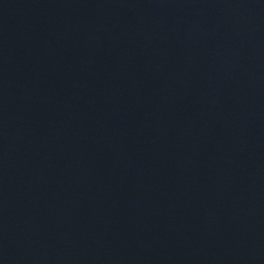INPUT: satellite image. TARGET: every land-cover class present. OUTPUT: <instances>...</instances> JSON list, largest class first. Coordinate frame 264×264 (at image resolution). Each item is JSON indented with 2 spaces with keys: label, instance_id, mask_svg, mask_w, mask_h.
<instances>
[{
  "label": "water",
  "instance_id": "water-1",
  "mask_svg": "<svg viewBox=\"0 0 264 264\" xmlns=\"http://www.w3.org/2000/svg\"><path fill=\"white\" fill-rule=\"evenodd\" d=\"M0 264H264V0H0Z\"/></svg>",
  "mask_w": 264,
  "mask_h": 264
}]
</instances>
